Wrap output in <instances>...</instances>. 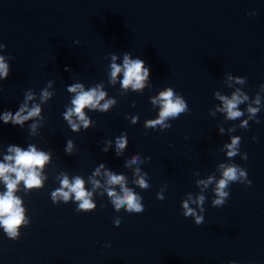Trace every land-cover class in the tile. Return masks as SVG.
I'll return each mask as SVG.
<instances>
[{"label":"water","instance_id":"95a60500","mask_svg":"<svg viewBox=\"0 0 264 264\" xmlns=\"http://www.w3.org/2000/svg\"><path fill=\"white\" fill-rule=\"evenodd\" d=\"M125 54L149 69L141 89L122 87L123 71L111 78ZM0 56L9 70L0 77V163H13L11 146L49 157L36 169L41 186L17 185L25 223L14 239L0 226V264H264V0H0ZM74 84L104 91L100 105L113 101L84 109L87 128L73 115L77 130L65 119ZM169 88L186 110L168 127H146L159 118L153 99ZM237 91L248 98L229 119L220 97ZM25 104L39 115L4 123ZM233 164L252 184L229 182L214 205L221 166ZM108 172L124 176L143 213L115 209L108 189L122 193ZM65 176L84 181L94 209L78 210L74 194L53 200ZM200 196L202 205L189 201ZM185 201L200 225L184 215Z\"/></svg>","mask_w":264,"mask_h":264},{"label":"clouds","instance_id":"9594fccd","mask_svg":"<svg viewBox=\"0 0 264 264\" xmlns=\"http://www.w3.org/2000/svg\"><path fill=\"white\" fill-rule=\"evenodd\" d=\"M115 60V56L113 57ZM123 71L124 78L121 81V85L124 88L132 86L134 89H141L144 87V81L147 79L149 69L145 67V62L142 59H131L129 55L125 54L123 60V67L116 63L111 64V78L114 81L117 76ZM9 74L8 65L4 61V57L0 56V77L7 78ZM70 92L76 93L75 97L72 99L73 107L69 108L65 113V119L68 120L71 128L77 130L79 125H77L72 117L75 115L79 121L87 128L89 121L85 117L84 109L97 108L100 107L102 111L109 108L113 101H109L100 105V101L104 99L106 93L98 88H92L88 91L83 90V85L74 84L68 89ZM49 93L45 90L42 93V98H47ZM247 96H242L239 91L232 95V98L220 97L223 101V108L221 111H225L229 119H236L240 117L243 113L238 110L237 106L247 100ZM26 99H32L31 95H28ZM153 104H160L159 118L156 120H150L146 123V127H156L160 125L162 127H168L164 122L169 117H177L180 113L186 110V104L184 100L180 97L173 96V91L171 88L166 91H162L158 97L153 99ZM257 104L259 99H257ZM249 113L255 115L258 111L256 108L249 107ZM27 112V115L24 113ZM40 107L34 105L30 110L27 105H23L18 112L13 114L12 112H5L2 119L4 123L12 122L13 124H18L23 126L24 122L32 117L39 115ZM247 122H245L246 124ZM259 123V121H257ZM255 140L256 138L253 137ZM117 148L123 150L127 145V139L125 137H120L117 139ZM238 138H234L232 143L226 145L229 149L228 156L233 157L238 152ZM71 150V143L69 142V148ZM8 151L14 153V155H8L5 157L7 161L13 162L9 164L0 163V180H3L7 191L0 194V226H2L5 232L10 238L18 237L19 233L17 229L25 223L24 219V209L21 207V200L14 195L17 189V185L20 181L24 182L25 187L33 188L39 187L42 184L39 173L36 169L43 168L45 162L48 160V156L44 152H38L35 147H29L27 151L22 150L20 147L11 146ZM242 159L247 160V153L244 154ZM137 158L133 157L131 163H136ZM223 168V178L220 179L215 188L216 199L214 200V205H223L225 203V198L229 196V193L225 191L228 187L229 182H239L241 184L251 185L252 181L248 179V173L245 169L237 165L221 166ZM9 173H15V179H13ZM100 172L97 170L96 175ZM107 183L109 185H120L121 193L117 194L111 188L108 189V195L112 198V203L116 210L125 208L128 212L132 213H143L144 206L139 202V197L129 188L124 186V176L114 175L111 172L106 173ZM212 182L210 177L208 181H200L205 187ZM61 187L52 193L53 200L63 199L68 201L72 194L75 195V200L79 202L78 210H92L96 206L92 203L90 196L91 193L85 190L84 181L80 177H76L71 183L67 176H65L61 181ZM92 183L99 186V182L93 180ZM136 183L141 187L146 188L147 185L143 178H139ZM67 189V191H65ZM162 199V197H159ZM191 203L202 205L204 197L200 196L196 200H192L189 197ZM189 201L183 203L184 215L192 216L195 218L196 224L200 225L203 221V217L198 215L196 211L189 207ZM118 223V222H117ZM235 264V262H232Z\"/></svg>","mask_w":264,"mask_h":264}]
</instances>
